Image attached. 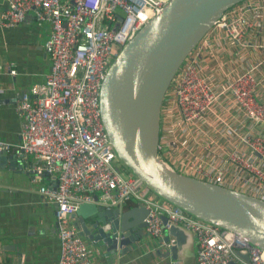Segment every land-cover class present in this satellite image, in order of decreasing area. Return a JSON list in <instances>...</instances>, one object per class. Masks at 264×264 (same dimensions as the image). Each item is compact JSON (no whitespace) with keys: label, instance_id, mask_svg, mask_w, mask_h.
Here are the masks:
<instances>
[{"label":"built area","instance_id":"obj_1","mask_svg":"<svg viewBox=\"0 0 264 264\" xmlns=\"http://www.w3.org/2000/svg\"><path fill=\"white\" fill-rule=\"evenodd\" d=\"M169 1L5 0L2 27L15 28L29 14L50 27L43 46L50 70L43 82L34 84L31 92L16 102L15 109L23 120L21 141L14 145L0 140V174L1 156L33 155L36 176L52 178L53 186L42 185L39 192L56 206L60 242L57 264H95L93 248L72 222V214L81 203H99L109 209L128 204L132 197L149 207L146 231L162 247L170 249L173 245V240L164 241L165 229L172 223L194 233L195 264H264L263 248L157 194L141 195L143 184L117 164L119 158L101 118L100 88L121 48ZM234 7L215 26L245 44L246 34L262 31L264 6L245 0L240 8ZM118 15L122 20L115 30ZM199 44L180 67L166 95L171 120L168 131H161L160 155L183 174L240 191L244 190L239 182L247 178L253 184L247 193L264 198V134L260 131L264 126V99L257 96L264 79L257 73L264 64L225 75L223 88L217 91L216 80L201 64ZM9 71L16 73L11 66ZM3 90L0 88V92ZM226 101L230 103L226 114L235 109L242 116L239 126L220 111ZM216 122L222 123L223 131L229 134L231 149L226 150L215 139L213 132H219ZM201 149L210 150L212 156L204 157ZM218 157L220 163L214 160ZM229 164L234 169L227 179ZM237 250L248 254L249 261L238 256ZM170 264L181 261L174 259Z\"/></svg>","mask_w":264,"mask_h":264},{"label":"water","instance_id":"obj_2","mask_svg":"<svg viewBox=\"0 0 264 264\" xmlns=\"http://www.w3.org/2000/svg\"><path fill=\"white\" fill-rule=\"evenodd\" d=\"M243 1L170 0L121 48L102 82L99 102L110 143L139 183L191 215L239 233L264 249V198L183 174L171 168L159 152L163 106L180 67L221 16ZM121 20L118 15L115 30ZM10 156H1V165ZM149 211L141 202L109 209L83 202L72 217L83 237L109 264L142 248ZM162 218L166 223L167 217ZM170 240L174 258L181 264H195L192 231L172 223L164 236V241ZM236 254L249 261L248 254L239 250Z\"/></svg>","mask_w":264,"mask_h":264},{"label":"crops","instance_id":"obj_3","mask_svg":"<svg viewBox=\"0 0 264 264\" xmlns=\"http://www.w3.org/2000/svg\"><path fill=\"white\" fill-rule=\"evenodd\" d=\"M250 1H254L255 5L264 6V0ZM241 5L242 2L234 9L240 8ZM6 6L5 0H0V16ZM261 23L262 31L252 30L251 33L246 34L245 44L230 38L225 29L219 26H214L200 42L201 64L216 80L217 91L223 88L225 75L245 71L261 62L264 64V18ZM49 30L48 23L36 21L32 14L15 28L8 29L0 25V65L2 66L0 88L4 89L0 92L1 141L14 145L21 141L23 120L16 111L15 105L25 94L31 92L34 84L43 82L50 70L49 57L43 48ZM10 66L16 70L15 75L10 73ZM257 75L264 77V65L260 67ZM257 96L259 99H264V79ZM227 107H230L228 101L222 104L220 111L234 125L239 126L238 121L242 116L238 115L235 109L226 114ZM168 109L169 107L164 103L162 132L168 131V122L171 120ZM215 125L219 130L218 133L213 132L215 139L219 145H224L226 150L231 149L229 134L223 131V124L216 122ZM260 131L264 134V126ZM200 153L204 157L212 156L210 150L201 149ZM214 160L220 163L222 159L218 157ZM34 163L33 155H28L26 158L10 156L7 162L1 165L0 264H57L60 242L57 235L56 206L48 202L39 192L40 186H53L54 183L47 175L36 176L32 170ZM233 169L231 164L227 166L225 173L227 179L230 178ZM252 185L247 178L239 182V186H243L246 192ZM139 191L145 196L156 195L146 185H142ZM134 202L140 201L132 197L128 204ZM72 222L79 224L75 218ZM89 245L91 246L90 243ZM140 245L142 248L137 247L129 256L111 260L109 264H170L172 260H176L169 252L170 249L162 247L158 239L147 233L146 228ZM93 260L95 264L107 263V259H102L95 249H93Z\"/></svg>","mask_w":264,"mask_h":264},{"label":"rangeland","instance_id":"obj_4","mask_svg":"<svg viewBox=\"0 0 264 264\" xmlns=\"http://www.w3.org/2000/svg\"><path fill=\"white\" fill-rule=\"evenodd\" d=\"M117 164H118L120 167H123V166H122L123 163H122V161L119 160V159H118V161H117ZM123 170H124V167H123ZM124 171H126V170H124ZM143 185H145V184H143ZM147 187H148V186H147ZM151 192L154 193L153 190H151Z\"/></svg>","mask_w":264,"mask_h":264},{"label":"trees","instance_id":"obj_5","mask_svg":"<svg viewBox=\"0 0 264 264\" xmlns=\"http://www.w3.org/2000/svg\"><path fill=\"white\" fill-rule=\"evenodd\" d=\"M122 166L124 167V170H126V172L132 174V172L124 164ZM123 167H121V170H123ZM158 197H160V196H158Z\"/></svg>","mask_w":264,"mask_h":264}]
</instances>
